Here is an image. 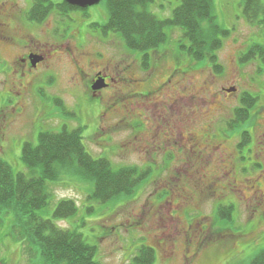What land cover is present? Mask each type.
<instances>
[{"label":"rangeland","instance_id":"374dc122","mask_svg":"<svg viewBox=\"0 0 264 264\" xmlns=\"http://www.w3.org/2000/svg\"><path fill=\"white\" fill-rule=\"evenodd\" d=\"M29 1L0 0V24L23 26L19 17ZM180 1L154 0L150 9L164 19ZM213 5L218 24L230 30L218 52L220 74L179 51V27L166 28L167 42L150 53L151 66L143 69L141 53L111 33L91 30L92 23L108 19L105 1L85 16L75 14L74 26L86 35L83 44L64 38L63 52L33 75L24 76L13 64L15 52L0 45V159L15 173L26 171L21 158L26 141L37 143L39 132L66 125L80 129L94 157L107 158L115 169L136 167L141 174L133 194L107 204L88 200L89 182L65 177L39 211L52 217L60 200L73 199L77 214L57 224L96 246L95 259L102 264H129L142 245L155 248L153 264H249L264 249V55L240 62L250 46H264V15L255 26L245 17L243 0ZM53 16L40 28L24 25L23 33L48 40L46 30L60 21ZM100 70L115 80L106 89L97 86L101 102L87 88ZM34 84L43 86L44 98L31 93L20 101L19 91ZM248 92L258 100L250 120L235 129L234 111ZM47 97L63 111L51 114ZM239 131L249 134L242 148ZM221 204L234 206L232 222L216 216ZM11 216L0 221V264H40Z\"/></svg>","mask_w":264,"mask_h":264},{"label":"trees","instance_id":"16d2710c","mask_svg":"<svg viewBox=\"0 0 264 264\" xmlns=\"http://www.w3.org/2000/svg\"><path fill=\"white\" fill-rule=\"evenodd\" d=\"M103 1L106 2L108 19L104 23H92L91 30L100 31L103 36L111 33L121 38L129 49L143 55L140 56L143 69L151 66L150 53L167 42L166 28L179 27L182 30L179 51L194 61L208 63L213 72L222 73L218 52L230 30L218 24L213 12L214 0H181L171 17L164 19L150 9L154 0ZM55 7L66 13L80 9L66 0L62 3L34 0L29 19L41 23ZM34 11L42 14L37 16ZM243 11L248 22L260 25L264 3L262 0H243ZM263 55L264 46L254 44L242 53L240 62L245 64ZM257 100L249 92L243 95L241 106L234 111L233 128L240 129L238 127L250 120L251 109ZM239 132L243 137L239 144L242 148L248 142L246 137L249 134ZM21 158L26 171L17 173L8 162L0 159V221H4L7 215L14 217L20 236L31 244L36 255L34 258L37 257L40 264H102L95 259L96 246L89 244L77 230L57 224L59 220L77 214L78 206L73 199L60 200L52 217H43L39 211L49 205L54 186L69 176L92 184L89 201L107 204L130 196L142 180L138 169L133 166L115 169L107 158L94 157L87 150L80 129L71 130L66 125L59 131L39 132L37 143L26 141ZM233 210V205L221 204L216 209V216L222 222H232ZM155 260V248L142 245L129 264H153ZM249 264H264V249Z\"/></svg>","mask_w":264,"mask_h":264},{"label":"flooded vegetation","instance_id":"af4514ba","mask_svg":"<svg viewBox=\"0 0 264 264\" xmlns=\"http://www.w3.org/2000/svg\"><path fill=\"white\" fill-rule=\"evenodd\" d=\"M62 1L63 0H53V2L55 3H62ZM29 2L30 3L28 9L25 10V12L22 11L21 16L19 17V19H21L23 23L22 25L23 26L25 25L24 27H27L29 29L40 28L44 23H47L50 19L54 18L53 14L56 13L60 21L58 23L55 21V23H52V26L46 30L45 33L49 37L48 40L46 41L33 39L32 38L33 35L30 34L29 32L23 33V28H22L23 26L21 25L14 29L7 22L5 23V25L0 24V45L3 46L4 50H8V47H10L15 52L13 64L15 65V67L17 68L19 67L23 71V75L26 77L29 75H33L35 70H40L44 65V63H47V59L52 58V56L55 53L63 52V48L65 47L64 45L61 44V42L63 40L64 41L66 40L64 38H68V40L71 38L72 39L77 38L79 42L78 45L81 46L83 44V40L85 39L86 35L82 37L81 30L74 26L75 17H76L75 14L79 13L85 16L87 15V11L90 8V7L88 8L80 7V9H77L75 12L66 13L64 11L56 9L55 7L54 11L45 20H43L41 23H38L36 20L31 21L29 19V16H28L29 21L26 20L27 15L30 13L34 5V1L31 0ZM15 8L16 7H12L14 12H15ZM34 14L39 16L42 13L41 11H34ZM89 36L96 37L93 34H90ZM68 50H69V54H71L72 51L70 49ZM111 80L115 81L113 78L109 77L105 71L100 70L96 73V75L92 78V80L88 81L87 88L88 91L93 95L94 100H99V102H101V100L97 98H101L100 96L102 90L99 89L96 90L97 86L100 85L102 86V88L106 89L111 86ZM42 88L43 86L34 84L32 87H26L23 90L21 89L18 94L20 101H25L27 99V96H29V94L31 93H33L35 98L37 96L42 100L45 96V95L43 96L44 93L42 92L40 93V89ZM229 93L231 92L228 91V94ZM172 99L175 102H178L177 99L180 100V97L174 96L172 97ZM54 100H55L54 98H50V97H47V100H45L46 103H48L49 105L51 114L55 112L54 110L62 112L63 106L58 105V107H56L55 105L56 103ZM17 102H19V100L16 101V104H18ZM101 106L102 105H99L98 107ZM18 108L19 107H17V109ZM19 109H20L19 113H22V111L24 110V106L21 105Z\"/></svg>","mask_w":264,"mask_h":264},{"label":"water","instance_id":"95a60500","mask_svg":"<svg viewBox=\"0 0 264 264\" xmlns=\"http://www.w3.org/2000/svg\"><path fill=\"white\" fill-rule=\"evenodd\" d=\"M66 1L74 6H78L81 8L92 7L98 5L101 2V0H66Z\"/></svg>","mask_w":264,"mask_h":264}]
</instances>
